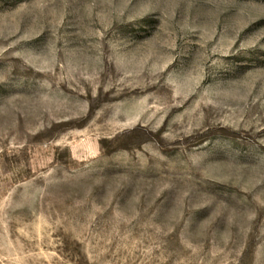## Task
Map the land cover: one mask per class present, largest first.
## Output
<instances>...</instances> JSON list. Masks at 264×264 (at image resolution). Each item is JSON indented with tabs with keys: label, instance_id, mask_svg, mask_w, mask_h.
I'll return each instance as SVG.
<instances>
[{
	"label": "rangeland",
	"instance_id": "374dc122",
	"mask_svg": "<svg viewBox=\"0 0 264 264\" xmlns=\"http://www.w3.org/2000/svg\"><path fill=\"white\" fill-rule=\"evenodd\" d=\"M0 264H264V0H0Z\"/></svg>",
	"mask_w": 264,
	"mask_h": 264
}]
</instances>
